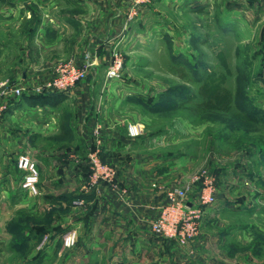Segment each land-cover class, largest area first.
<instances>
[{"label":"rangeland","instance_id":"rangeland-1","mask_svg":"<svg viewBox=\"0 0 264 264\" xmlns=\"http://www.w3.org/2000/svg\"><path fill=\"white\" fill-rule=\"evenodd\" d=\"M162 2L0 0V84L32 95L60 64L94 63L73 103H38L49 106L42 112L30 103L11 107V99L0 115V176L29 154L41 191L36 197L18 193L17 208L2 183L0 210L9 217L25 207L11 224L24 227L25 236L31 228L43 234L26 240L20 252L14 245L23 243L21 236L0 238V264H112L108 250L84 259L88 246L80 236L71 248L64 245V233L58 236L62 224L84 220L71 213V205L59 204L67 185L53 189L57 181L63 186L55 153L80 147L78 129L107 131L105 154L118 171L119 187L156 183L154 189L165 191L190 186L201 172L217 176L214 224L184 246L148 248L147 264H264V6L257 0H202L206 6L190 12L186 3ZM117 55L120 75L110 80L107 72ZM203 83L233 93L230 113L196 108ZM136 124L143 131L132 137L129 127ZM31 133L40 137L30 140ZM73 181L67 183L74 186ZM50 189L56 194L45 196ZM198 189L194 185L189 197ZM3 214L0 224L7 220Z\"/></svg>","mask_w":264,"mask_h":264},{"label":"crops","instance_id":"crops-1","mask_svg":"<svg viewBox=\"0 0 264 264\" xmlns=\"http://www.w3.org/2000/svg\"><path fill=\"white\" fill-rule=\"evenodd\" d=\"M171 1L172 0H163L162 3L165 7H184V3H186V5L190 6V9H188L190 12L202 10V6H206L205 2L203 3L202 0H187L184 3L181 0H176V2L173 3ZM257 3L261 4L262 7L264 6V0H257ZM79 85L70 91L63 93V98H65V100L63 103L59 104V106L69 102L73 103L75 101L74 98H77ZM24 103L29 102H20L18 105H15L14 108L20 107L21 105L26 106ZM34 108H36L34 110L42 108V112H49L50 110L47 109L49 106L40 107L39 105H36ZM106 132L107 131L104 129L101 130L99 135H95V129H78V136L81 138L82 142L80 147H78L76 150H59L56 151L57 153H55L54 158L56 157L57 160L56 162L54 161L53 165L55 166L56 170H62L61 175L63 176V186L61 185V187H59L58 185H60V182L57 181L54 183L55 186L53 185L54 187H52L53 189L56 187L63 188L67 185L68 189L62 190L60 192L61 196L70 194V192L73 190L77 191L75 195H79L80 199L73 201V205L71 206L74 208L72 209L73 212L71 213L76 214L78 212L79 215L84 216V220L80 221L79 223L70 221L62 224L61 234L58 236H61L63 233L71 230L74 227L78 228L81 231V235L79 233V236L82 243H80L85 247L88 246V250L86 251L87 253L83 256L84 259L93 252L96 254L98 252H104L103 255H106V252L109 251L108 257L112 264H147L149 263V258L152 254L148 248H151L153 251L158 249L157 251H159V249L166 247V242L180 247V245H177L174 242L155 237L151 231V225L153 221L159 216L162 207L166 204L165 191H161L160 189L156 188L154 189L153 187L157 186L156 183L153 185H145L142 182H137V184L132 188L120 187L121 192L113 191L107 186L103 185L90 187V168L88 157L92 151L99 149L103 161L110 165L114 164L108 161V157L106 155L107 149L104 142ZM37 134L31 133L28 137H30V140H35L40 137V134ZM47 158L51 157L48 155ZM155 160L158 161V159ZM40 163L41 162H39V164ZM71 172L74 174V176L72 175V179L70 178ZM71 180H74L73 182H75L76 185L73 186L67 183V181ZM2 183L3 186H7V189L4 193L7 196L11 195L13 206H17V208L21 206L20 200H18L19 197L16 195L18 193L19 195L21 193L26 194L27 192H24L22 188L23 173L17 168L16 164L13 166V168L11 163L6 166L5 171L0 176V184ZM171 187L181 186L172 185ZM122 191L125 192L122 193ZM54 193L56 194L54 190H51L50 192L46 193L45 196L53 195ZM219 199L220 196L217 193L216 204L206 208L207 212L201 225L200 234H203L204 229H206L208 226L214 224L212 223L214 217L211 215V213L218 206L217 203H219ZM77 201H82L83 204L80 206L76 205L75 203ZM189 201L192 204H196V196L195 198L189 197ZM60 204L66 206L68 203L63 201L60 202ZM24 208L25 207L16 209V211L10 214L9 217L7 213L3 214V212L0 210V215L2 213L3 216L7 217L6 222L0 224V238L7 239V241L14 239L13 236L15 235H13L10 231L11 223L17 217L16 213ZM66 219L68 220V218ZM31 229L34 230L33 228ZM33 236L34 235H32L31 232L26 233V237L32 238Z\"/></svg>","mask_w":264,"mask_h":264},{"label":"built area","instance_id":"built-area-1","mask_svg":"<svg viewBox=\"0 0 264 264\" xmlns=\"http://www.w3.org/2000/svg\"><path fill=\"white\" fill-rule=\"evenodd\" d=\"M92 66L94 63L86 66L75 63L60 64L54 77L44 85L35 87L31 94L66 93L86 79L88 70ZM121 66V58L117 55L113 65L109 67L107 77L110 80H116L120 75ZM25 93L23 89L13 88L8 83H1L0 115L8 109L9 100H19ZM142 131V126L138 124L129 127V134L132 137L141 135ZM99 134L100 129H95V135ZM88 163L90 187L103 185L113 191L121 192L118 185L117 169L103 161L99 149L89 154ZM17 167L23 173V190L31 196H38L40 194L38 188L40 173L36 161L29 154H21L18 158ZM191 181L190 186L186 188L170 187L165 190L166 204L151 225V231L155 237L184 246L199 236L206 215V208L215 205L217 202V176L210 172H201L194 176ZM194 185L199 186V189L195 191L196 204L189 201L188 194ZM124 192L122 191V193ZM75 204L80 206L83 202L77 201ZM78 239L79 232L76 229H71L62 235L64 245L69 248L74 247L78 243Z\"/></svg>","mask_w":264,"mask_h":264},{"label":"trees","instance_id":"trees-1","mask_svg":"<svg viewBox=\"0 0 264 264\" xmlns=\"http://www.w3.org/2000/svg\"><path fill=\"white\" fill-rule=\"evenodd\" d=\"M200 40L195 39L194 43L197 44L198 42H200ZM198 96H199V99H198V102L196 103L197 109H202L208 112L216 111V112H224V113H230L233 109L234 95L226 87L203 83L200 85L198 89ZM61 98H63V93H51L47 95H28L25 93L19 100H15V102L11 105V107L18 105L20 102H23V101L29 102L33 105H38V103L42 105L44 102H47V101L54 102ZM183 106H186V105H183ZM238 116L241 118H247L248 115L239 114ZM79 199H80L79 195H72L71 197L68 195H62L59 199V202L64 201V202H67L69 205H73V201H76ZM10 231L13 235L17 237L21 236V238H23V243H16V245H14L15 246L14 249L19 250V252L27 248L26 240L30 242V239L33 240L34 238H36L34 236L41 237L43 235L31 229L29 232H31L32 235L34 234V236L32 238L26 237L24 234L25 232L24 227L19 226L16 223L11 224Z\"/></svg>","mask_w":264,"mask_h":264}]
</instances>
